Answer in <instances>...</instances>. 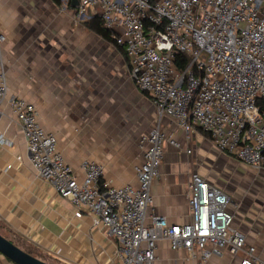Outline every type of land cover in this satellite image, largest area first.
Masks as SVG:
<instances>
[{"label":"built area","instance_id":"2783aa9c","mask_svg":"<svg viewBox=\"0 0 264 264\" xmlns=\"http://www.w3.org/2000/svg\"><path fill=\"white\" fill-rule=\"evenodd\" d=\"M59 1L62 9L72 6V0ZM75 9L79 20H102L125 50L133 83L152 99L160 120L184 131L186 143L157 123L140 137L136 185H113L104 178V165L90 160L83 161L80 180L35 105L10 93L0 32V113L10 106L37 177L68 199L77 217L89 213L114 238L119 264H154L160 240L197 264L225 250L242 252L240 264H264L234 227L230 195L196 172L188 182L190 220L180 225L159 215L149 219L165 145L192 154L187 141L197 129L221 152L264 170V0H78ZM6 144L0 133V148Z\"/></svg>","mask_w":264,"mask_h":264},{"label":"crops","instance_id":"0c3cea01","mask_svg":"<svg viewBox=\"0 0 264 264\" xmlns=\"http://www.w3.org/2000/svg\"><path fill=\"white\" fill-rule=\"evenodd\" d=\"M0 32L6 37L2 59L10 93L35 105L41 125L56 134L80 180L81 165L90 160L104 165V178L113 185H136L133 167L143 160L140 137L157 123L186 143L184 131L167 118L160 120L152 99L133 83L121 50L83 26L74 7L63 10L53 0H0ZM0 133L8 141L0 148V233L51 264H119L114 238L89 213L77 217L72 203L37 177L8 104L0 113ZM187 145L192 154L165 145L161 174L151 188L149 219L159 215L172 224L188 222V182L196 172L230 195L234 227L246 235V248L254 246L264 259V206L255 205L257 196L225 189L199 168L205 155L217 153L242 162L218 150L200 129ZM243 256L225 250L206 264H240ZM154 264L197 261L160 240Z\"/></svg>","mask_w":264,"mask_h":264},{"label":"rangeland","instance_id":"374dc122","mask_svg":"<svg viewBox=\"0 0 264 264\" xmlns=\"http://www.w3.org/2000/svg\"><path fill=\"white\" fill-rule=\"evenodd\" d=\"M68 8L69 7L64 8L63 10ZM35 10L36 9L34 8V11ZM85 20L88 19L81 20V24L83 26ZM125 64H127L128 66L126 59ZM193 159L196 161L198 159V156L197 158ZM203 160L204 162L199 165L201 172H206L207 176L215 180L219 185L223 186L225 189H232L236 187L238 193L244 191L246 194L252 193L256 195V200H253L254 203L257 202L255 205L257 207L262 205L264 206V199L262 197L264 195V170H252L243 163L236 162L235 160L228 158L227 155L225 156L220 153H217L214 156L205 155ZM7 238L13 240L15 244H18V241H16L13 237L7 235ZM24 250L42 259L36 252L27 248H25ZM8 263L9 262L7 258L1 256L0 253V264Z\"/></svg>","mask_w":264,"mask_h":264},{"label":"water","instance_id":"95a60500","mask_svg":"<svg viewBox=\"0 0 264 264\" xmlns=\"http://www.w3.org/2000/svg\"><path fill=\"white\" fill-rule=\"evenodd\" d=\"M78 5V0H72V7ZM0 253L15 264H51L25 251L0 233Z\"/></svg>","mask_w":264,"mask_h":264},{"label":"trees","instance_id":"16d2710c","mask_svg":"<svg viewBox=\"0 0 264 264\" xmlns=\"http://www.w3.org/2000/svg\"><path fill=\"white\" fill-rule=\"evenodd\" d=\"M56 4L60 5L59 0H53ZM84 25L91 31L96 32L99 36H101L103 39L108 40L112 42L114 46L119 48L121 52L125 55V59L128 61L126 53L124 48L116 45V43L113 41V39L110 36V32L104 27L102 20L98 17H92L91 19L85 20ZM180 65H182V62H180ZM9 239V238H8ZM10 240V239H9ZM12 241V240H11ZM13 242V241H12ZM30 253V252H29ZM31 254V253H30Z\"/></svg>","mask_w":264,"mask_h":264}]
</instances>
